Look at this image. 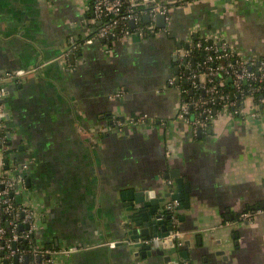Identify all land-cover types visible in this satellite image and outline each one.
<instances>
[{
  "label": "crops",
  "instance_id": "obj_1",
  "mask_svg": "<svg viewBox=\"0 0 264 264\" xmlns=\"http://www.w3.org/2000/svg\"><path fill=\"white\" fill-rule=\"evenodd\" d=\"M160 1L171 7L169 34L89 43L92 0H0V78L36 69L5 87L11 164L29 165L39 245L77 248L51 264H138L107 243L121 239V211L140 192L178 194L171 173L189 186L190 207L177 213L182 245L140 264H264V213L240 218L264 210V105L256 117L250 103L240 116L222 111L200 138L177 119L182 96L169 85L175 49L205 35L247 60L264 57V5ZM72 44L75 70L58 61Z\"/></svg>",
  "mask_w": 264,
  "mask_h": 264
},
{
  "label": "built area",
  "instance_id": "obj_2",
  "mask_svg": "<svg viewBox=\"0 0 264 264\" xmlns=\"http://www.w3.org/2000/svg\"><path fill=\"white\" fill-rule=\"evenodd\" d=\"M93 16L98 28L91 42L112 40H127L134 35L147 37L149 35L169 34L168 24L171 21L170 5L160 0H92ZM264 5V0H253ZM188 1L179 3L181 6ZM165 17V26L156 24L157 17ZM149 18V22L143 24L141 17ZM131 22L135 26L132 27ZM80 45L72 44L58 59L68 69L75 70L79 59L75 53ZM195 50L205 53L203 63L196 65L198 70L192 67L190 59ZM107 52V51H106ZM177 58L178 75L169 81V85L176 86L181 92L177 113V119L191 127L195 135L199 133L207 135L212 124L222 111L233 109L234 115H242L247 103L252 105V116L258 115V107L264 105V57L255 60H247L236 53L230 43L222 38H214L205 35L194 43L177 47L173 53ZM36 69L17 70L0 78V264H51L59 255H68L77 248L50 251L38 243L39 214L33 205L30 190L26 184L25 174L29 165L11 164L6 169L5 160L11 148L8 126L9 111L5 103L6 85L10 81L22 83L29 77L35 76ZM232 81V86L237 90L242 102V108L238 109L239 101L224 95L221 89L225 87L227 80ZM246 84V86H245ZM244 87V88H243ZM123 92L116 93L113 98L121 97ZM225 102L223 105H217ZM148 117L139 118L136 121H146ZM161 125L167 127L168 123L162 121ZM173 186V181H167ZM22 196L21 202L17 197ZM179 200H171L165 203L164 208L171 214L174 230L170 238L177 246L182 245L183 233L179 229L177 213L180 209ZM264 213L263 209L248 211L240 218L252 221L255 216ZM158 243V239L147 243ZM28 245L27 248L23 244ZM118 242H109L107 246L114 249ZM3 254V255H1ZM31 258V262H28ZM180 264H188L186 262Z\"/></svg>",
  "mask_w": 264,
  "mask_h": 264
},
{
  "label": "water",
  "instance_id": "obj_3",
  "mask_svg": "<svg viewBox=\"0 0 264 264\" xmlns=\"http://www.w3.org/2000/svg\"><path fill=\"white\" fill-rule=\"evenodd\" d=\"M145 20L146 22L150 21L148 17H145ZM156 22L160 27H164L165 17L159 15ZM131 25L134 27V22H131ZM181 46L182 45H179V47ZM173 60L177 63L176 56H174ZM193 66L195 67V64H193ZM178 73L179 69L176 68V75H178ZM211 133L212 130L210 128L209 134ZM198 136L202 138L201 133H199ZM12 137L13 133L11 132L9 135L10 145L13 141ZM13 150L14 149L11 146L7 152L9 158L5 160L7 166L6 169H8L10 163L15 160V153ZM24 174L27 176L29 173ZM167 177L176 178L178 194L158 197V194H156L153 190L140 192L134 198L135 202L124 205V208L121 211L122 232L121 239L117 241L118 243L116 247L126 248L129 255L133 256L135 258V262L138 264L151 258L154 254L164 256V251L162 250L164 245L166 247L169 245L171 247H175L176 245V242L169 237L174 230V226L171 220V214L164 208L167 198H172V200H181L182 205L180 206V209H188L190 207L189 194L187 195V193H189V186L185 185V179L180 178L177 174L174 175L173 173L168 174ZM26 184L30 190V179H26ZM22 200V196L17 197V201L21 202ZM154 239H158L157 244L154 242L147 243V241ZM200 239L202 240V238ZM218 254H223V252ZM180 256H183V259L188 258L186 254H180ZM164 258L165 263L168 264L172 262L171 256H165ZM5 264H7L6 261Z\"/></svg>",
  "mask_w": 264,
  "mask_h": 264
},
{
  "label": "trees",
  "instance_id": "obj_4",
  "mask_svg": "<svg viewBox=\"0 0 264 264\" xmlns=\"http://www.w3.org/2000/svg\"><path fill=\"white\" fill-rule=\"evenodd\" d=\"M141 21H142L143 24H146L145 16L141 17ZM77 52L75 53L76 57H77V54H78ZM205 59H206V55H205V53L203 51L195 50L193 55H192V57H191V59H190V62H191L192 67H194L193 64H195V67H196V65L203 63L205 61ZM195 67H194V69L198 70V66H197V68H195ZM245 86H246V84H245ZM221 92L224 95L230 96L231 99L239 101L238 109L242 108L241 99L238 96L237 90L232 86V81L230 79L227 80L226 85H225V87H223L221 89ZM223 104H225V102H221L220 104H217V105H223ZM230 110L232 111L233 109L231 108ZM208 134H209V132L207 133V135ZM207 135H205V136H207ZM180 202H181V200H180ZM181 205H182V203H181ZM248 211H251V210H248ZM23 247L27 248L28 245L26 243H24ZM46 249H48V248H46ZM49 250L50 251H56L54 249H49ZM28 262H31V258H29Z\"/></svg>",
  "mask_w": 264,
  "mask_h": 264
}]
</instances>
